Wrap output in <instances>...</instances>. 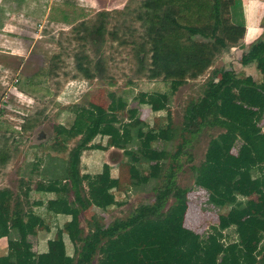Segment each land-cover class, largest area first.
Masks as SVG:
<instances>
[{
    "label": "trees",
    "instance_id": "1",
    "mask_svg": "<svg viewBox=\"0 0 264 264\" xmlns=\"http://www.w3.org/2000/svg\"><path fill=\"white\" fill-rule=\"evenodd\" d=\"M140 9L138 19L146 32L139 60L146 63L148 49L152 66L149 76L161 78L167 87L155 93L168 99L187 81L207 72L219 55L234 47L243 49L242 65L257 63L262 79L258 81L245 71L233 76L227 68L213 69L202 96L186 110L179 129L167 114L169 122L160 131H172L173 139L180 136L174 150L160 146L163 139H147L144 135L139 137V148L131 149L132 128L141 123L139 109L129 108L128 120L124 121L114 92L109 93L111 103L107 108L97 104L74 107L72 125L56 126V149L68 151V158L48 154L40 159L43 166L35 189L54 192L57 197L47 203L35 201L40 209L34 211L25 209L20 199L14 202L15 194L10 188L0 189V239H8V253L0 256V264H39L37 231L58 225V214L72 216L64 224V231L75 251L68 254L61 236L50 239L49 264H161L162 259L181 260L167 258L171 256L166 254L168 241L158 247L164 254L160 258L154 245L157 242L160 245L162 240L180 241L175 231L182 232L190 197L189 190L177 183V169L182 155L189 153L194 137L205 127L223 129L214 141L219 144L223 159L240 167L238 172H231L229 168L210 166L206 161L192 166L196 186L205 190L208 205L219 216L218 223L205 237L209 258L216 264H264V34L249 46L244 43L246 21L241 0H145ZM105 32L103 17L86 39L92 38L96 44V38L101 40ZM98 61L95 65L100 70ZM77 64L85 77L96 76L93 71L96 68L92 69L87 55L80 56ZM136 99L139 103L146 102ZM99 135L111 138V145L127 156L129 187L154 191L155 196L152 203L141 204L126 218H117L110 224H103L93 215L88 233L84 234L80 220L83 211L122 205L114 192L120 181L111 178L107 163L100 173L81 170L84 151L95 148L93 141ZM75 138H78L76 145L70 147ZM6 158L0 151V160ZM139 166L148 171L142 172ZM30 191L28 187L26 197ZM171 198L174 201L169 204ZM155 224L160 227L155 229ZM149 229L154 232L150 236ZM163 229L172 231L169 238L163 233L166 240L160 239L159 232Z\"/></svg>",
    "mask_w": 264,
    "mask_h": 264
},
{
    "label": "rangeland",
    "instance_id": "2",
    "mask_svg": "<svg viewBox=\"0 0 264 264\" xmlns=\"http://www.w3.org/2000/svg\"><path fill=\"white\" fill-rule=\"evenodd\" d=\"M144 1L0 0V151L7 156L4 161L0 160V189L10 188L15 194L14 202L20 199L25 209L37 211L40 207L35 201L48 202L52 196L57 197V194L35 189L41 178L39 171L43 164L40 159L48 154L68 158V151L56 149V126L72 125L74 107L97 104L107 108L111 103L109 93L114 92L124 121L128 120L129 108L139 109L141 123L132 128L134 142L129 146L131 149L139 148V137L144 135L147 139H163L159 145L174 150L180 136L173 139L172 131H160L169 122L167 114H170L173 126L179 129L186 110L202 96L213 69L227 68L233 76L245 71L258 81L262 79L257 63L242 65L243 49L234 47L219 55L207 72L187 81L168 99L155 93V90L167 87L161 78H150L152 66L148 49L146 63L139 60V55H143L141 45L145 43L146 30L138 16ZM241 1L246 21L245 1ZM103 17L106 22L104 38H96V44L92 38L87 41L88 32L95 29ZM262 25L260 36L264 34V15ZM82 55L89 57L92 69L100 60L101 69L93 70L94 78L85 77L79 69L78 58ZM136 98L146 102L139 103ZM222 130L205 127L194 137L189 153L180 159L176 180L180 187L189 190L190 197L182 232L175 231L180 235V241L171 243L163 238L165 233L172 234L170 229H163L159 235L166 242L162 240L160 245L157 242L154 246L160 258L164 254L158 247L168 241L166 254L171 256L167 258L181 260L162 259L161 264H216L209 258L205 237L218 223L219 216L217 210L208 205L205 190L196 186L192 166L206 161L210 166L229 168L231 172L240 170L223 159L220 146L214 141ZM78 138L70 141V147L76 145ZM93 143L95 148L82 155L81 170L96 174L107 163L111 178L120 181L114 192L122 205L83 211L80 220L84 234L88 233V222L93 215L103 224H110L117 218H126L137 206L152 203L155 196L154 191H136L129 187L131 174L127 156L123 150L112 148L111 138L99 135ZM139 168L142 172L148 171L146 167ZM28 187L31 191L26 197ZM70 196L72 198L73 194ZM173 201L171 198L169 204ZM156 227L160 226L155 224ZM64 230V226H53L54 234L48 236L63 238ZM153 233L149 229V236ZM42 238L40 243H46L47 236ZM152 238L155 242L154 235ZM69 251L73 252L71 245ZM48 253V245L43 246L39 264H49Z\"/></svg>",
    "mask_w": 264,
    "mask_h": 264
},
{
    "label": "crops",
    "instance_id": "3",
    "mask_svg": "<svg viewBox=\"0 0 264 264\" xmlns=\"http://www.w3.org/2000/svg\"><path fill=\"white\" fill-rule=\"evenodd\" d=\"M245 1V14H246V34L244 37V43H252L254 40L257 39L258 36H260V31L262 28V21H263V15H264V5L262 4V0H244ZM112 148H115L112 146ZM118 149V148H117ZM104 166V164H103ZM100 173V172H99ZM47 194H56L54 192H46ZM56 196V195H55ZM55 196H52L50 199L56 198ZM43 200V199H42ZM47 203V202H45ZM67 217V218H66ZM61 218V220H60ZM65 218V221H62ZM57 220H58V225H53L55 228L63 227L65 223L69 222L72 220L71 215H64V214H58L57 215ZM52 226V227H53ZM52 227L50 230L46 229H41L45 230L41 232L40 230L37 231L36 234V242L38 243V251L39 253L42 251L43 246L48 245V242L50 239H53V237H50L48 235L53 236V232L51 231ZM47 236L46 243L44 244L40 243L42 237ZM64 242L66 245V249L68 254L73 255L75 248L73 242L70 240V237L67 233L64 234ZM70 245L73 249V252L70 253ZM39 248H41L39 250ZM8 253V239L7 237H2L0 239V256L6 255Z\"/></svg>",
    "mask_w": 264,
    "mask_h": 264
}]
</instances>
